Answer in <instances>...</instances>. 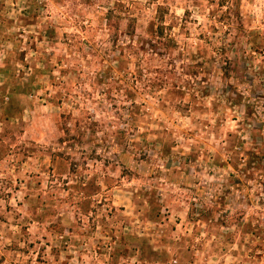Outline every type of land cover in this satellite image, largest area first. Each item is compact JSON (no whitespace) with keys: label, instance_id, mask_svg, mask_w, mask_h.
I'll list each match as a JSON object with an SVG mask.
<instances>
[{"label":"rangeland","instance_id":"obj_1","mask_svg":"<svg viewBox=\"0 0 264 264\" xmlns=\"http://www.w3.org/2000/svg\"><path fill=\"white\" fill-rule=\"evenodd\" d=\"M0 0V264H264V0Z\"/></svg>","mask_w":264,"mask_h":264},{"label":"trees","instance_id":"obj_2","mask_svg":"<svg viewBox=\"0 0 264 264\" xmlns=\"http://www.w3.org/2000/svg\"><path fill=\"white\" fill-rule=\"evenodd\" d=\"M234 0H219V6L225 5L226 9L225 11H223L224 13H226V17L231 20L236 22L237 24H239V16L236 13V8L234 7Z\"/></svg>","mask_w":264,"mask_h":264}]
</instances>
